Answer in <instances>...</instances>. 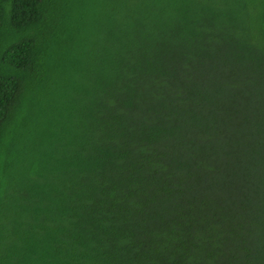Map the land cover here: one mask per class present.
<instances>
[{"label":"trees","instance_id":"16d2710c","mask_svg":"<svg viewBox=\"0 0 264 264\" xmlns=\"http://www.w3.org/2000/svg\"><path fill=\"white\" fill-rule=\"evenodd\" d=\"M0 264H264V0H0Z\"/></svg>","mask_w":264,"mask_h":264}]
</instances>
